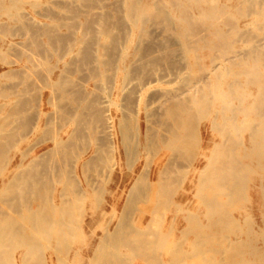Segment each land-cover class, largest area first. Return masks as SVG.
Here are the masks:
<instances>
[{"label":"bare ground","instance_id":"6f19581e","mask_svg":"<svg viewBox=\"0 0 264 264\" xmlns=\"http://www.w3.org/2000/svg\"><path fill=\"white\" fill-rule=\"evenodd\" d=\"M22 2L0 264H264V0Z\"/></svg>","mask_w":264,"mask_h":264},{"label":"rangeland","instance_id":"374dc122","mask_svg":"<svg viewBox=\"0 0 264 264\" xmlns=\"http://www.w3.org/2000/svg\"><path fill=\"white\" fill-rule=\"evenodd\" d=\"M35 1H37L38 4H34ZM54 1L57 2V1H60V0H53V1L52 0H23V2L21 3V6H22L23 10L29 11L30 13H32L33 15L36 16L37 12H42L43 11L42 8L44 9V6H47V4H50L53 7H56L55 4L53 5V3H55ZM0 18L3 19V20H6L7 16L3 12H0ZM42 19L46 20L45 18H42ZM11 39H13V40H21L22 37H20L19 35L11 36L10 33H7V32L6 33L5 32H2V33L0 32V43H2L4 40H11ZM203 53H204L203 51H200L199 55L202 56ZM6 57H7V59H6ZM13 57L14 56L12 54L8 53V52L6 53V55L5 54L3 56L0 55V65L4 64L5 62H12L11 60L14 61ZM55 62H56V57L50 58L49 62L47 63L48 64L47 68L51 69ZM2 100H3V98L0 97V102ZM50 137H51V134L46 135L44 138H50ZM258 217H260V215H258ZM262 237L260 238L259 241H257V245H259V247L264 251V241H263L264 239H262Z\"/></svg>","mask_w":264,"mask_h":264}]
</instances>
